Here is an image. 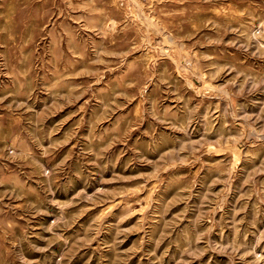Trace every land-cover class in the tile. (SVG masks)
<instances>
[{"label":"rangeland","instance_id":"1","mask_svg":"<svg viewBox=\"0 0 264 264\" xmlns=\"http://www.w3.org/2000/svg\"><path fill=\"white\" fill-rule=\"evenodd\" d=\"M0 264H264V0H0Z\"/></svg>","mask_w":264,"mask_h":264}]
</instances>
